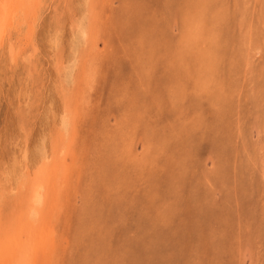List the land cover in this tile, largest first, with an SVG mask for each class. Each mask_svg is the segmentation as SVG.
Instances as JSON below:
<instances>
[{"label": "rangeland", "instance_id": "rangeland-1", "mask_svg": "<svg viewBox=\"0 0 264 264\" xmlns=\"http://www.w3.org/2000/svg\"><path fill=\"white\" fill-rule=\"evenodd\" d=\"M30 4L0 47V264H264V0Z\"/></svg>", "mask_w": 264, "mask_h": 264}, {"label": "bare ground", "instance_id": "bare-ground-1", "mask_svg": "<svg viewBox=\"0 0 264 264\" xmlns=\"http://www.w3.org/2000/svg\"><path fill=\"white\" fill-rule=\"evenodd\" d=\"M31 0H0V47H2L3 43L6 41L7 34L9 29L14 25H20L21 22L27 25H31L30 14L35 13L32 12L30 8ZM34 1V0H33ZM34 5V4H33ZM33 8V7H32ZM36 9V7H34ZM37 10V9H36ZM32 15V14H31ZM35 16V15H34ZM33 21V20H32ZM16 26V25H15ZM29 28V27H28ZM19 30V29H18ZM28 30V29H27ZM16 32V31H15ZM9 36V35H8ZM27 40V39H26ZM13 47V46H12ZM16 60V59H15ZM28 165V164H26ZM40 166V165H39ZM27 167V166H26ZM30 169V168H29ZM41 170V169H40ZM30 171V170H29ZM36 172V171H35ZM21 175V174H20ZM23 177V176H22ZM18 180V179H17ZM31 181V180H30ZM44 181V180H43ZM43 181L39 180L34 183L33 191L34 195L32 199H39L42 196V184ZM25 184V183H24ZM46 187V186H45ZM24 188V187H23ZM1 193V192H0ZM7 196V195H6ZM33 201V200H32ZM35 210V208H33ZM37 210V208H36ZM31 214V213H30ZM5 222V221H4ZM2 240V239H1ZM7 241V240H6ZM12 241V240H11ZM2 242V241H1ZM5 243V242H4ZM3 243V244H4ZM8 243V242H7ZM2 244V243H1ZM20 244V243H19ZM12 245V244H11ZM10 245V246H11ZM14 246V244L12 245ZM17 246V245H16ZM7 247V245L5 246ZM16 248V247H15ZM19 248V247H18ZM8 249V248H7ZM10 249V247H9ZM17 249V248H16ZM25 249V248H24ZM21 251V250H20ZM3 252V251H2ZM15 252V251H14ZM5 253V252H4ZM3 253V254H4ZM18 254V253H17ZM15 252V255H17ZM5 258V257H4ZM7 259V258H6ZM22 259V257H21ZM15 260V259H14ZM19 261V260H18ZM19 263V262H18ZM8 264V263H7ZM11 264V263H10Z\"/></svg>", "mask_w": 264, "mask_h": 264}]
</instances>
